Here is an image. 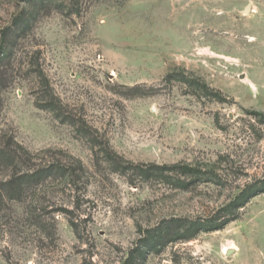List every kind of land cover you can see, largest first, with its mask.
Masks as SVG:
<instances>
[{
  "label": "rangeland",
  "instance_id": "374dc122",
  "mask_svg": "<svg viewBox=\"0 0 264 264\" xmlns=\"http://www.w3.org/2000/svg\"><path fill=\"white\" fill-rule=\"evenodd\" d=\"M4 41L0 264H264V0H0Z\"/></svg>",
  "mask_w": 264,
  "mask_h": 264
},
{
  "label": "trees",
  "instance_id": "16d2710c",
  "mask_svg": "<svg viewBox=\"0 0 264 264\" xmlns=\"http://www.w3.org/2000/svg\"><path fill=\"white\" fill-rule=\"evenodd\" d=\"M7 42L8 41H4V42H2L1 43V45H0V60H1V58H3V53H6V48H4L3 46H4V44H7ZM118 167H121L119 164H116ZM132 168L133 169H136V170H138V171H140V172H144L145 171V169H143L142 167H138V166H132ZM160 169H163V168H160ZM60 170V169H59ZM59 170L56 168L55 169V173H57V172H59ZM169 170H176V171H178L179 173H183V174H198L199 172L196 170V169H194V168H192V167H187V166H179V165H174V166H172V167H169ZM41 174H43V171H41V172H39L38 171V173H37V176H41ZM129 257L126 259V261H125V263H123V264H129Z\"/></svg>",
  "mask_w": 264,
  "mask_h": 264
}]
</instances>
